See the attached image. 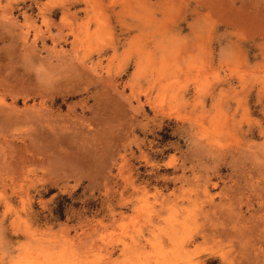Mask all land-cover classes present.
<instances>
[{
    "label": "rangeland",
    "instance_id": "1",
    "mask_svg": "<svg viewBox=\"0 0 264 264\" xmlns=\"http://www.w3.org/2000/svg\"><path fill=\"white\" fill-rule=\"evenodd\" d=\"M264 264V0H0V264Z\"/></svg>",
    "mask_w": 264,
    "mask_h": 264
},
{
    "label": "bare ground",
    "instance_id": "2",
    "mask_svg": "<svg viewBox=\"0 0 264 264\" xmlns=\"http://www.w3.org/2000/svg\"><path fill=\"white\" fill-rule=\"evenodd\" d=\"M160 264V263H159Z\"/></svg>",
    "mask_w": 264,
    "mask_h": 264
}]
</instances>
